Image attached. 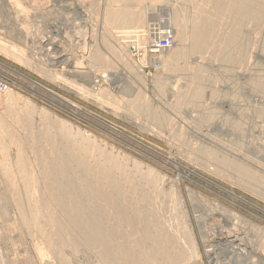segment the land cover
Returning a JSON list of instances; mask_svg holds the SVG:
<instances>
[{"label": "rangeland", "instance_id": "1", "mask_svg": "<svg viewBox=\"0 0 264 264\" xmlns=\"http://www.w3.org/2000/svg\"><path fill=\"white\" fill-rule=\"evenodd\" d=\"M241 1L18 0L17 5L11 2L13 10L7 4L4 10L7 8L9 12L3 11L0 29L1 32L9 29L10 33H2L4 36L0 34V37L7 46L22 49L25 61L0 49V136L3 137H0L3 143H0V264L105 263L96 247L99 242H91L90 245L95 246L91 248L84 237L82 244L79 240L88 236L84 233L89 228L85 226V232L81 233L83 228L80 235L81 227L76 232L77 226H70L69 220L76 212L63 208L62 202L51 200L59 201L60 195L52 192L53 180L43 166L56 153L54 149L64 147L66 140L67 145L78 148L77 153L82 152L77 154L74 148V152L70 151V156L73 153L80 155L78 159L82 158L80 166L75 157L72 159L76 161L72 170L79 173V169L85 167L88 168L83 169L86 173L98 174L95 178L91 175L98 188H95L96 193L106 189L108 177L116 181L122 172L121 180L115 183L122 181L118 184L126 191L125 199L141 194L142 199L153 205L151 207L161 210L158 213L161 218L166 216L163 220L167 218L165 223L174 234L169 244L177 241L174 245L180 244L187 255L182 264H264V0L256 4L260 13L255 19L232 11ZM119 7H124L127 14L128 11L144 12L145 22L131 27L113 25L114 10ZM197 8L199 11L202 8L212 25L209 23L205 45L200 50L180 52L176 61L170 60L171 67L170 62L164 60L170 47L161 51L151 44L163 34L174 36L170 32L175 30L172 29L175 15L180 16L178 23L184 25L194 17V12L199 13ZM17 23L25 32H30L22 31L20 35ZM24 33L28 35L26 38ZM110 46L114 49L124 46L121 50L125 53L122 55L120 49L114 51ZM91 48L100 50V63L91 57ZM116 50L117 55L113 54ZM224 54L228 59H223ZM102 56L108 63L102 62ZM195 85H199L196 94L190 89ZM139 104L141 109L134 110L140 108ZM8 139L13 143H6ZM17 152L21 158L24 156L26 164L22 174L17 173L19 164L13 161L17 159ZM238 166L248 173L245 170L247 174L240 175L244 169L238 172ZM104 167L111 174H106ZM102 175H105L103 179ZM33 180L37 181L36 190H40L37 191L41 196L39 201L34 198L38 196L35 190L37 195L34 193L32 199L29 196ZM77 186L75 188L80 190ZM46 188L51 190V195ZM100 196V200L96 199L98 202H91L98 209L95 213L84 196L88 210L101 215L95 219L124 216L118 212L125 213V208L113 211L109 196V199L106 194ZM55 202L61 205L59 209ZM110 220L101 219L99 221L104 223H100L96 219L98 226L113 225L114 221ZM60 221H64L63 226ZM123 225L125 229V223L120 224L122 229ZM178 235L181 236L177 240ZM75 237L80 242L75 241ZM70 239L78 244L68 243ZM39 245L46 248L45 256L39 255L36 247ZM191 251H195L194 255Z\"/></svg>", "mask_w": 264, "mask_h": 264}, {"label": "bare ground", "instance_id": "2", "mask_svg": "<svg viewBox=\"0 0 264 264\" xmlns=\"http://www.w3.org/2000/svg\"><path fill=\"white\" fill-rule=\"evenodd\" d=\"M12 3H14V5L16 4H19L17 1L18 0H10ZM115 1V0H114ZM8 2H9V0H8ZM10 2V4L9 3H6L4 0H0V28H2V23H1V21L3 20V15H4V12L3 11H7V12H9V10H7V8H6V10H4L5 9V7L7 6V4H9L10 6H11V3ZM239 2V1H238ZM263 3L261 0H242L241 1V3H240V5L238 6V7H236L235 9L236 10H234V9H232V11H234V13L236 12V14L238 13V12H240V13H242L241 14V16H245V17H249V18H251L250 16H252V19H255L254 17H259V13H260V7L259 6H257L259 3ZM217 1H215V3H214V5H217ZM260 3V4H261ZM257 4V5H256ZM244 5H246V10L244 9ZM13 6V5H12ZM11 6V8H12V10H13V8L14 7H12ZM248 6V7H247ZM263 6V5H262ZM9 8V7H8ZM124 7H119L118 9H116V10H114L115 11V13L114 12H112L113 11V9H110V11H111V13H112V15H113V13H114V17L113 16H111V14H110V12H109V14H110V17H113V20H112V23H113V25H119L120 27H131V26H139V25H142L144 22H145V19H146V14L144 13V12H142V11H137V12H130V11H128V14H127V12L125 13L124 11H126V9L124 10L123 9ZM198 9V8H197ZM231 9V8H230ZM11 10V11H12ZM173 10V9H172ZM10 11V12H11ZM17 11V10H16ZM197 11V10H196ZM13 12V11H12ZM11 12V13H12ZM23 12H24V10H23ZM171 12V11H170ZM177 12V11H176ZM176 12H175V14H176ZM198 12L199 13H197L196 14V12H194V14L196 15H193L194 17H191V16H189V17H191V18H189L186 22H185V24L183 25V23H178V21L180 20V18H178V17H180V16H177V15H175L173 12V14L175 15V19H174V21H173V24H172V22L170 23V24H172L175 28H172V29H175V30H171V32L170 33H172V35H174V36H170L171 37V44L168 46V47H163V48H161L160 50L162 51V50H165V49H167V48H169V53H168V57L167 58H163L164 60H166L167 62H170L169 64H170V66H171V61L170 60H172V62H173V60L174 61H176V58H177V56H179L180 55V52H182V51H196V50H200V49H202L203 47H204V45H205V39H206V37L208 36V34H209V31H210V25H211V22H209L210 23V25H209V23H208V19L209 18H207V16L204 14V11H202V8H201V10L199 11V9H198ZM262 13V12H261ZM5 14H6V12H5ZM10 14V13H9ZM9 14H7V15H9ZM13 14V13H12ZM24 14V13H23ZM179 14V13H178ZM19 15V14H18ZM171 15V14H170ZM6 16V15H5ZM13 16V15H12ZM12 16H10V17H12ZM21 16V15H20ZM173 16V15H172ZM7 17V16H6ZM109 17V18H110ZM14 18V17H13ZM13 18H12V20H13ZM26 18V17H25ZM172 18V17H171ZM184 18V17H183ZM9 19V18H8ZM111 19V18H110ZM106 20V19H105ZM8 21H10L11 22V20L9 19ZM182 21V20H181ZM210 21V20H209ZM13 22V21H12ZM11 22V23H12ZM18 22V21H17ZM20 22V21H19ZM28 22V21H27ZM8 23V22H7ZM111 23V24H112ZM18 24V23H17ZM13 25H14V22H13ZM22 25H24L23 23H22ZM109 25H110V23H109ZM11 26V25H10ZM10 26H8V28L10 27ZM18 26H19V30H18V32H20V35H22L21 33H23V32H25V30H23L22 29V27L18 24ZM27 26V25H26ZM31 26V25H30ZM112 26V25H111ZM212 26V25H211ZM12 27H15V26H12ZM235 27V26H234ZM21 28V29H20ZM24 28H25V26H24ZM27 28V27H26ZM29 28V27H28ZM236 28V27H235ZM13 29V28H12ZM3 30V29H2ZM5 31V33L2 31L1 32V29H0V34L2 35V33L3 34H8V33H10V30L8 29H4ZM238 30V32L240 31L239 29H237ZM237 30H236V32H237ZM9 31V32H8ZM12 31H15V33H16V30H11V33H12ZM23 31V32H22ZM175 31V32H174ZM27 32V31H26ZM25 32V33H26ZM28 32H30V31H28ZM27 32V33H28ZM108 32V30L106 31V33ZM23 34V36L25 37V35L26 36H28L27 34ZM232 33V32H231ZM19 34V33H18ZM236 34V33H235ZM235 34H232V35H235ZM12 35H14V34H12ZM12 35H10V37L12 36ZM16 35V34H15ZM14 35V36H15ZM164 35V34H163ZM165 35H167V34H165ZM231 35V34H230ZM2 36H4V35H2ZM239 36V35H238ZM16 37L17 38H19L17 35H16ZM24 37H22V39H25ZM176 37H177V39H179V40H177L176 39ZM237 37V36H236ZM16 38V39H17ZM238 38V37H237ZM20 39V38H19ZM19 39H18V41H19ZM21 39V40H22ZM175 39V40H177V41H173V40ZM230 39V38H229ZM232 39V38H231ZM11 41H12V39H11ZM105 41V40H104ZM229 41V40H228ZM174 42V43H173ZM177 42V43H176ZM226 42V41H225ZM104 43H107V42H104ZM176 43V44H175ZM102 44V43H101ZM123 43H121V45H122ZM227 44V43H226ZM105 45V44H104ZM124 45V44H123ZM153 45V43L151 44V46ZM120 46V45H119ZM118 46V47H119ZM110 47H112V46H110ZM109 47V48H110ZM122 47V49H124L123 47L124 46H121ZM121 47L120 48H115V49H120V51L121 52H123V50H121ZM18 48V47H17ZM113 48V47H112ZM240 48V47H239ZM0 49H2V50H5V52H8L9 53V56L11 55V56H15L16 58H20L21 60H24L25 61V58H24V56H25V52L23 53V52H21L22 51V49H14V48H12V46L10 45H6L5 44V40H4V38H2V37H0ZM92 49V48H91ZM114 49V48H113ZM115 49H114V51H115ZM93 51H91V54L90 55H92L93 54V56H91V57H93L95 60L94 61H97L98 60V62L100 63L101 62V58H100V54H99V52H100V50L99 49H92ZM97 50H99V51H97ZM118 50H116V52H113V54H115V55H117V54H119V53H117V51ZM90 51V50H89ZM97 51V52H96ZM126 51V50H125ZM125 52H123L122 53V55L124 54ZM162 53V52H161ZM164 53V52H163ZM7 54V53H6ZM228 54V53H227ZM227 54H224L223 56V59L224 60H226V59H228V55ZM162 55V54H161ZM119 56V55H118ZM182 56V55H181ZM234 56V55H233ZM162 56H160V58H161ZM239 57V56H238ZM89 58V57H88ZM27 59V58H26ZM102 59H103V56H102ZM17 60V59H16ZM104 61H102L103 63L104 62H106V63H108L107 61H105V59H103ZM107 60V59H106ZM27 61V60H26ZM26 64V63H25ZM28 64V63H27ZM174 64V63H173ZM39 65V64H38ZM97 65V64H96ZM103 65V64H102ZM108 65V64H107ZM168 65V64H167ZM172 67V66H171ZM174 67V66H173ZM40 68V67H39ZM45 68V67H44ZM168 68H170V67H168ZM35 69V68H34ZM172 69V68H171ZM42 70V69H41ZM43 70H45V69H43ZM56 75V74H55ZM192 75V74H191ZM197 75V74H196ZM200 76V75H199ZM138 77V76H137ZM49 78V77H48ZM197 78H199V77H195L194 79H197ZM193 79V78H192ZM194 81H197V80H194ZM194 81H192V83L194 82ZM196 83V82H195ZM194 83V84H195ZM201 84V83H200ZM202 85V84H201ZM158 86V85H157ZM159 88V87H158ZM190 89H192L191 90V93H192V91L194 90V93L196 94V93H199V85H195L194 86V88H190ZM188 92V94H189V91H187ZM201 92V91H200ZM11 94V93H10ZM139 96H140V94H139ZM191 96V95H190ZM142 97V96H141ZM195 97V96H194ZM143 100V99H142ZM136 101V100H135ZM144 101V100H143ZM27 102V101H26ZM130 102V101H129ZM145 102V101H144ZM131 103V102H130ZM139 103V102H138ZM141 103V102H140ZM135 105H137V102L135 103ZM140 105V108L138 107ZM137 107L138 108H135L134 110H137V109H141V104H139ZM145 103H144V105L142 106L143 108H145ZM132 106H134V105H132ZM136 107V106H135ZM142 108V109H143ZM147 108V107H146ZM133 109V108H132ZM160 110V109H159ZM30 112V111H29ZM164 115V114H163ZM162 118V117H161ZM209 120V119H208ZM29 124V123H28ZM34 126V125H33ZM33 126H31V127H33ZM41 127H42V125H40ZM39 126V127H40ZM36 127V129H37V125L35 126ZM34 128V127H33ZM31 129V128H30ZM35 129V128H34ZM33 129V130H34ZM40 129V128H39ZM44 129V128H43ZM49 129V128H48ZM41 130H42V128H41ZM36 131V130H35ZM37 131H38V129H37ZM32 132V131H31ZM40 132V131H39ZM45 132H47V131H45ZM55 132V131H54ZM75 132V131H74ZM35 133V132H34ZM49 133V132H48ZM38 134V133H37ZM45 134V133H44ZM60 134H62V133H60ZM53 135V134H52ZM51 135V136H52ZM46 136V135H45ZM51 136H49V137H51ZM0 137H2V134H1V136ZM54 137H55V135H54ZM60 137V136H59ZM59 137H57V138H59ZM69 137V136H68ZM68 137H67V139H68ZM3 138V137H2ZM50 139V138H49ZM61 139H63L62 137H61ZM0 140H2V139H0ZM5 140V139H4ZM53 140V139H52ZM51 140V141H52ZM59 140V139H58ZM66 140V139H65ZM69 140H71V139H69ZM9 141H11V140H9L8 139V141H5L6 143L7 142H9ZM27 141V140H26ZM50 141V140H49ZM4 142V141H3ZM12 142V141H11ZM15 142V141H14ZM18 142V141H17ZM21 142V141H20ZM34 142V141H33ZM59 142H61V140L59 141ZM63 142V144H64V142L65 141H62ZM68 141L66 140V143H67ZM71 142V141H70ZM0 143L1 144H3L1 141H0ZM5 143V144H6ZM13 143V142H12ZM21 143H23V142H21ZM56 143H58V142H56ZM65 143V145H64V147H62V144H61V149H59V150H55L54 148V151L56 152H54L53 154H54V156L51 158L50 156H48V157H50V158H48V160H47V162H46V164L43 166V170H46L47 172H48V176H50L51 177V179L53 180V185H50V187L52 186V190H54V191H52V192H57L60 196L58 197V195H57V193H55L54 194V196L56 195V197H58V199H59V201H57L56 199H51V200H53V201H56L57 203L58 202H62L63 203V208L64 207H67L68 208V210H73V211H75L76 212V215H75V213L72 215L70 212L71 211H69V212H66L67 211V208H65L66 209V211H65V209H64V211L68 214H71L72 215V217L71 216H69V218L71 219V220H69V218L67 219V217H66V220H69V221H71V223H72V225H71V223H70V226H73V225H75V226H77V227H75V231L77 232V229L79 228V227H81V230H80V228H79V233H80V231H82V229H83V231L81 232L82 234L85 232L84 230H85V226H86V228L88 227L89 228V231H86L85 233H84V235L86 234V235H88V236H82L81 237V239H79L80 241L82 240V238H83V240L87 243V245H90L91 244V242L93 243H95V241H96V244H97V242H99V244L96 246V247H99V248H97L99 251V253H100V255L99 256H101L102 258H101V260H103L105 263H107V264H142V262L145 264V262H147V264L149 263V264H152V263H154V264H179V263H181L183 260H184V258H186V254L185 253H183V251L184 250H182L183 249V247H182V249H181V247H180V244H178L177 243V245H174V244H176V242L177 241H175V243L173 244V243H170L169 244V242L171 241L170 239L172 238V237H174L173 235L174 234H172L173 232H172V228H171V226L170 225H167L166 223H165V221H166V219H165V221L163 220V218H165V217H163V218H161L162 217V215H161V213L159 214L158 212L159 211H161V210H159V211H157L155 208H153V207H151V206H153L150 202L148 203L147 201H145L144 199H142L143 197H141V194H140V196H138L137 194V196H136V198L134 197V198H132V199H130L131 197H128V199L126 198H124V196H126V195H124L125 194V192L126 191H124V189H123V185L121 186L120 184H118V183H122V181H120V182H118L117 184L115 183V182H117V181H119V180H121L120 179V176L122 175L121 173V175L119 174V179L118 178H116V177H112L113 179H118V180H116V181H112V179H110V177H108L109 179H107V176L108 175H106V179L108 180V183L107 184H109L108 186H106V189H104V187L102 188V189H104V191L103 190H101V191H99L100 193H96V189H98L97 187H95L96 186V182L95 183H93L94 182V180L93 179H91V175L92 174H90L91 173V171H89V170H87V171H89V173H86L85 171H86V169H88V168H85V167H81L82 169H79V170H81V171H78L79 173L80 172H84L83 174H81V175H79V173H76V172H74L73 170H72V165H73V167L78 163L79 164V166L81 165L80 164V161H81V159H78L77 158V156L78 155H73V153L71 154L72 156H73V158H72V156H70V153L71 152H76V151H78V148L76 147V149H75V146L73 147H71V145L69 144V145H67ZM72 143H73V139H72ZM71 143V144H72ZM75 143V142H74ZM74 143H73V145H74ZM79 143V142H78ZM18 144V143H17ZM37 144V143H36ZM80 144V143H79ZM7 145H9V144H7ZM13 145V144H12ZM21 145V144H20ZM26 145H27V143H26ZM47 145V144H46ZM1 146V145H0ZM56 146L57 147H59L57 144H56ZM70 146V147H69ZM78 146H80V145H78ZM3 147H5V145H3ZM18 147V146H17ZM21 147H23V146H21ZM26 147V146H25ZM43 147V146H42ZM50 147V146H49ZM56 147V148H57ZM82 147H84V146H82ZM9 148V147H8ZM13 148V147H12ZM71 148V149H70ZM72 148H74V151H73V149ZM85 148V147H84ZM3 150H5L4 148H2ZM7 149V148H6ZM15 149H17V148H15ZM21 149V148H20ZM12 150V149H11ZM33 150V149H32ZM72 150V151H71ZM82 150H83V148H82ZM13 151V150H12ZM15 151V150H14ZM19 151H21V150H19ZM25 151V150H24ZM71 151V152H70ZM3 152V151H2ZM6 152H7V150H6ZM6 152H5V154H6ZM9 152V151H8ZM16 152V151H15ZM21 152H23V150L21 151ZM81 151H79L78 153H80ZM84 152V151H83ZM18 153V156H17V154H16V156H15V159L16 160H13V161H15L16 163H18L19 165V168L18 169H20V170H16L17 171V173H19V171H20V173L19 174H22L21 172H25V170H24V168H26L25 167V165H24V160L22 159L24 156L22 155V158L20 157L21 155L19 154V152H17ZM47 153V152H46ZM46 153H45V155H46ZM49 153V152H48ZM69 153V154H68ZM77 153V152H76ZM75 153V154H76ZM77 153V154H78ZM82 153V152H81ZM86 153V152H85ZM90 153V152H89ZM23 154V153H22ZM42 154V153H41ZM40 154V155H41ZM12 155V154H11ZM82 155V154H81ZM218 155V154H217ZM38 156V155H37ZM41 156H44V154L43 155H41ZM109 156V155H108ZM4 157H6V156H4ZM45 157V156H44ZM76 158V161L78 160V162H76L75 160H72V159H75ZM78 157H80V155L78 156ZM95 157V156H94ZM96 157H98V156H96ZM95 157V158H96ZM104 157V156H103ZM216 157V156H215ZM92 158V157H91ZM107 158V157H106ZM220 158V157H219ZM12 159V158H11ZM14 159V158H13ZM92 159H94V158H92ZM216 159V158H215ZM224 159H226V157H224ZM3 160H6V159H4L3 158ZM45 160V159H44ZM102 160V159H101ZM107 160V159H106ZM32 161V160H31ZM42 161V160H41ZM87 161V160H86ZM102 161H105V160H102ZM101 161V162H102ZM108 161V160H107ZM222 161V160H221ZM76 162V164L74 165V163ZM84 162H85V159H84ZM113 162V161H112ZM116 162V161H115ZM114 162V163H115ZM218 162V161H217ZM26 163V162H25ZM82 163V166L84 165V163H83V161L81 162ZM104 163V162H103ZM110 163V162H109ZM44 164V163H43ZM78 164H77V166H78ZM86 164V163H85ZM28 165V164H27ZM89 165V164H88ZM103 165V164H102ZM115 165H116V163H115ZM237 165V164H236ZM40 166V165H39ZM76 166V167H77ZM104 166H105V163H104ZM110 166V165H109ZM244 166V165H243ZM21 167V168H20ZM28 167H30V166H28ZM56 167H58L56 170H55V168ZM73 168L74 170L76 169V171H77V168ZM105 167H107V166H105ZM105 167H104V169H105ZM237 167V166H236ZM80 168V167H79ZM85 168V169H84ZM108 168V167H107ZM111 168V167H110ZM114 168V167H113ZM112 168V169H113ZM115 168H116V166H115ZM238 168H239V170H238ZM238 168L236 169L238 172H240L241 170H243L244 169V171H241L239 174L240 175H243V174H247L248 173V171H247V169H245V168H243V169H240V168H242V166H238ZM31 169V168H30ZM41 169V168H40ZM85 171H84V170ZM99 169V168H98ZM120 169V168H119ZM149 169V168H148ZM8 170V169H7ZM11 170V169H10ZM24 170V171H23ZM55 170V171H54ZM93 170V169H92ZM96 170V169H95ZM114 170V169H113ZM116 170H118V168L116 169ZM149 170H152V169H149ZM228 170V169H227ZM245 170L247 171V173L245 172ZM12 171V170H11ZM97 171V170H96ZM96 171H94V172H96ZM100 171V170H99ZM105 171V173L106 174H109L110 172V170H108V171H106V169L104 170ZM103 171V172H104ZM122 171V170H121ZM10 172V171H9ZM27 172H29V171H27ZM93 172V173H94ZM102 172V173H103ZM114 172V171H113ZM117 172V171H116ZM118 172H120V171H118ZM117 172V173H118ZM6 173H7V171H6ZM6 173H4V174H6ZM15 173V172H14ZM29 173H31V171L29 172ZM86 173V174H85ZM101 173V172H100ZM151 173V172H150ZM250 173H252V172H250ZM249 173V174H250ZM12 174V173H11ZM11 174H10V176H11ZM111 174V173H110ZM253 174V173H252ZM9 175V174H8ZM12 175H14V174H12ZM28 176H29V174H27ZM47 175V174H46ZM89 175V176H88ZM94 175V174H93ZM92 175V176H93ZM98 175V174H97ZM96 175V176H97ZM114 174H112V176H113ZM124 175H125V173H124ZM127 175V174H126ZM132 175V174H131ZM9 176V177H10ZM19 176V175H18ZM30 176H32V175H30ZM47 176V177H48ZM95 175H94V177L93 178H95L96 177ZM105 175H102V179H103V177H104ZM110 176V175H109ZM135 176V175H134ZM238 176V175H237ZM246 176V175H245ZM250 176V175H249ZM252 176V175H251ZM23 177H24V175H23ZM34 177V176H33ZM126 177V176H125ZM132 177V176H131ZM139 177V176H138ZM236 177V176H235ZM243 177V176H242ZM241 177V178H242ZM15 178V177H14ZM30 178V177H29ZM55 178V179H54ZM98 178H99V176H98ZM104 178V179H105ZM121 178H122V176H121ZM26 179V178H25ZM33 179H35V178H33ZM139 179V178H138ZM255 178H252V180H253V182L255 181L254 180ZM55 180V181H54ZM96 180V179H95ZM129 179H127V181L126 182H129L128 181ZM134 180V179H133ZM242 180V179H241ZM249 180H250V178H249ZM248 180V181H249ZM102 181V180H101ZM132 180H130V183L132 184V182H131ZM135 181V180H134ZM139 181V180H138ZM137 180L135 181V183H137V184H139L140 182H138ZM245 181V180H244ZM25 182H26V180H25ZM99 182V181H98ZM103 182H106V180L104 181L103 180ZM255 182H257V181H255ZM254 182V183H255ZM124 183H125V180H124ZM245 183V182H244ZM253 183V184H254ZM30 184V183H29ZM49 184H51V183H49ZM94 184V185H93ZM103 184V183H102ZM126 184V183H125ZM128 184V183H127ZM134 184V183H133ZM132 184V185H133ZM146 184V183H145ZM249 184V183H248ZM258 184V183H257ZM37 185V181L36 180H33V181H31V186L33 187V189L31 190L32 191V195L30 194H28L29 196H31V199H32V196L34 195V193L36 192L37 194H38V196L37 197H34L35 199H39V198H41V196H39V193L37 192V191H39L40 192V190H36V186ZM78 185V186H77ZM99 185V184H98ZM97 185V186H98ZM104 185V184H103ZM136 185V184H135ZM247 185V184H246ZM75 186H77V188L79 187L80 188V190L78 191L76 188H75ZM94 186V189H95V191H93L94 189H92V187ZM99 186H101V185H99ZM119 186H121V187H119ZM127 186V185H126ZM125 186V187H126ZM149 186H150V184H149ZM260 186V185H259ZM30 187V186H29ZM28 187V188H29ZM37 187H39V186H37ZM48 188V189H51V188ZM129 187V186H128ZM135 187V186H134ZM137 187V186H136ZM45 189V190H47L48 191V189ZM44 189V188H43ZM254 189H256V187L254 188ZM262 189V188H261ZM33 190H35V192H33ZM107 190V191H106ZM29 191V190H28ZM42 191V190H41ZM103 191V192H102ZM122 191H124V192H122ZM261 191V190H260ZM48 192H50V195H51V190L50 191H48ZM48 192H47V194H48ZM127 192H128V190H127ZM30 193V192H29ZM35 193V195L34 196H36L37 194ZM46 193V192H45ZM96 193V194H95ZM124 193V194H123ZM131 193H133V192H131ZM139 193V192H138ZM107 195V197L106 198H108V196H109V200L108 199H106V200H108L109 202H111L110 203V205H111V207H113V211H115L114 209L116 208V212H118L117 210H119L118 208H125V209H123L124 211H126V212H128V214L126 213H124L123 211V213L122 212H118L120 215L121 214H124V216L123 215H121V216H114V217H112V218H108V219H112L113 221H114V224L113 225H109V221L108 222H106L109 226H106V224H104V226H103V224L101 225V227H99L98 226V223L100 222L99 220H108V219H106V218H97L96 217V219L99 221L98 223H97V221H96V219H95V216H101L99 213L97 214L96 213V215H94V213L96 212L95 210H98L97 209V207H96V204H95V207L96 208H94V204H92V203H95V200L98 198V196H100V195ZM143 194V193H142ZM130 195V194H129ZM144 195V194H143ZM45 196V195H44ZM67 197V199L66 198H63V197ZM87 198V201L91 204L90 206L92 207V208H94V210H93V212L91 213L90 211H92V210H88L89 209V207L87 206V205H85L84 203V199H86L85 197ZM132 196V195H131ZM51 197V196H50ZM100 197H102V196H100ZM44 198V197H43ZM103 198V197H102ZM30 199V198H29ZM35 199H33V202L35 201ZM64 199H66V201L64 200ZM99 200H100V198H98ZM36 200V201H37ZM43 200V199H42ZM92 200V201H91ZM39 201V200H38ZM44 201H45V199H44ZM87 201H86V204H87ZM97 202H98V200H96ZM103 201V200H102ZM43 202V201H42ZM55 202V203H56ZM66 202H67V205H66ZM83 202V203H82ZM92 202V203H91ZM105 202V201H104ZM39 203V202H38ZM52 203H54V202H52ZM56 203V204H57ZM61 203V204H62ZM64 203H65V205L66 206H64ZM155 203V202H154ZM40 204V203H39ZM58 205V209H59V207L61 206L60 204H57ZM60 205V206H59ZM105 205V204H104ZM36 206V205H35ZM97 206H99V204L97 205ZM107 206V205H106ZM38 207H39V205H38ZM50 207L51 206H49V208L48 209H50ZM55 207V208H56ZM88 207V208H87ZM100 207V206H99ZM155 207V206H154ZM157 207V206H156ZM62 208V209H63ZM102 208V207H101ZM101 208H100V210H101ZM61 209V208H60ZM103 209V208H102ZM105 209V208H104ZM108 209V208H107ZM128 209V210H127ZM48 211V210H47ZM63 211V210H62ZM73 211H72V213H73ZM121 211V210H120ZM77 212L79 213V214H77ZM97 212H99V211H97ZM103 212V211H102ZM47 213H49V214H51V212H47ZM53 213V212H52ZM48 214V215H49ZM66 214V215H67ZM109 214V213H108ZM165 214V213H164ZM164 214H163V216H164ZM234 214V213H233ZM33 215V214H32ZM38 215V214H37ZM48 215L46 214V216H47V218H48ZM53 215V214H52ZM126 215H128V216H126ZM34 216H36V213H35V215ZM40 216V215H39ZM54 216H55V214H54ZM68 216V215H67ZM43 217V216H42ZM50 217L51 218H53V216H51L50 215ZM57 217V216H56ZM60 217V216H59ZM39 218V217H38ZM50 218V219H51ZM58 218V217H57ZM56 218V219H57ZM234 218H236V217H234ZM34 219V218H33ZM32 219V220H33ZM45 219V218H44ZM53 220V219H52ZM52 220H49V221H52ZM55 220V219H54ZM60 220V219H59ZM112 220H110V222L112 221ZM56 221V220H55ZM169 221V220H168ZM31 222V221H30ZM36 222V221H35ZM57 222V221H56ZM55 222V223H56ZM61 222V225H62V223H64V221L62 222V221H60ZM101 222H103L104 223V221H101ZM100 222V223H101ZM182 222V221H181ZM245 222L247 223V220H245ZM51 223V222H50ZM53 223V222H52ZM112 223V222H111ZM110 223V224H111ZM122 223H125V229H124V225H123V229L121 228L122 226H120V224H122ZM169 223V222H168ZM66 224V223H65ZM68 224H69V222H68ZM67 224V226H69ZM170 224V223H169ZM177 224H178V222H177ZM181 224V223H180ZM185 224V223H184ZM56 225V224H55ZM139 225V226H138ZM39 226H41V225H39ZM59 227H60V223H59V225H58ZM63 226V225H62ZM61 226V227H62ZM96 226H98L97 227V229H96ZM129 226V227H128ZM128 227V228H127ZM135 227H137V228H135ZM177 227V226H176ZM185 227V226H184ZM69 228V227H68ZM87 228V229H88ZM38 229V228H37ZM59 229V228H58ZM86 229V230H87ZM174 229H175V226H174ZM100 230H102L101 232H100ZM61 231V230H60ZM60 231H57V232H60ZM69 232H70V229L68 230ZM45 232V231H44ZM57 232H56V236L58 237V235H57ZM73 232H74V229H73ZM178 232V231H177ZM185 232V231H184ZM190 232V231H189ZM79 233H78V237H79ZM81 233H80V235H81ZM238 233V232H237ZM60 234V233H59ZM69 234V233H68ZM71 234V233H70ZM74 234V233H73ZM73 234L71 235V236H73ZM186 234H187V232H186ZM46 235V234H45ZM76 235V234H75ZM89 235H91V236H89ZM177 235V234H176ZM189 235V234H188ZM190 235H191V233H190ZM201 235V234H200ZM39 236V235H38ZM51 236H54V235H51ZM65 236V235H64ZM63 236V237H64ZM67 236V235H66ZM66 236H65V238H66ZM181 236V235H180ZM179 235L177 236V240H178V237H180ZM185 237V236H184ZM189 237L190 236H188V240H189ZM58 238H60V237H58ZM57 238V239H58ZM73 238V237H72ZM76 238L77 237H75V241H77L76 240ZM202 238V237H201ZM250 238V237H249ZM44 239V238H43ZM53 239V238H52ZM63 238H61V240H62ZM68 239H69V237H68ZM174 239H176V238H174ZM179 239H181V238H179ZM185 239H186V237H185ZM49 240H50V238H49ZM56 240V239H55ZM78 240V241H79ZM170 240V241H169ZM45 241H47V240H45ZM52 241H54V240H52ZM64 241V240H63ZM69 241H71V239L70 240H68V243H70L71 244V242H73L74 244L76 243V244H78L77 242H75V241H71V242H69ZM79 241V242H80ZM184 241H186V240H184ZM58 242V241H57ZM90 242V243H89ZM115 242V243H114ZM172 242V241H171ZM187 242V241H186ZM189 242H191L190 240H189ZM251 242V241H250ZM255 242V241H254ZM46 243V242H45ZM60 243V242H59ZM64 243V242H63ZM73 243H72V245H73ZM188 243V242H187ZM192 243V242H191ZM262 243V242H261ZM81 244H82V241H81ZM95 244V245H96ZM173 244V245H172ZM59 245V244H58ZM58 245H55V246H58ZM63 245V244H62ZM68 245V244H67ZM188 245V244H187ZM186 245V246H187ZM193 245L194 244H192V248H193ZM264 245V244H263ZM45 246V245H44ZM53 246H54V244H53ZM52 246V247H53ZM61 246V245H60ZM91 246V245H90ZM92 246H94V245H92ZM91 246V248H93ZM181 246H182V244H181ZM37 247V249H38V251H39V255L40 256H45L44 254H46L44 251H45V249H43V247L41 248L40 247V245H39V247L38 246H36ZM48 247H50V245H48ZM75 247V249H77L76 248V246H74ZM73 247V248H74ZM89 247V246H88ZM188 247H190V246H188ZM249 247V246H248ZM59 248V247H58ZM57 248V249H58ZM62 248V247H61ZM71 248V247H70ZM94 248H95V246H94ZM137 248H139L140 250H137ZM196 248V247H195ZM251 248V247H250ZM264 248V247H263ZM52 249V248H51ZM54 249V248H53ZM96 249V250H97ZM189 249V248H188ZM190 249H191V247H190ZM189 249V250H190ZM194 249V248H193ZM44 250V251H43ZM70 250V249H69ZM94 250V249H93ZM186 250V249H185ZM192 250V249H191ZM55 251H56V249H55ZM139 251V252H138ZM62 252V251H61ZM61 252H58V254H60ZM97 252V251H96ZM191 252H193V255H194V252L195 251H191ZM190 252V253H191ZM186 253H187V251H186ZM63 254V253H62ZM185 254V255H184ZM188 254V253H187ZM264 254V253H263ZM190 255V254H189ZM192 254H191V256H193ZM196 256V255H195ZM262 257H263V255H261ZM56 257V256H55ZM59 257V256H58ZM57 257V258H58ZM94 257V256H93ZM190 257V256H189ZM194 257V256H193ZM264 258V257H263ZM63 259H64V257H63ZM62 259V260H63ZM67 259V258H66ZM66 259H65V261H66ZM100 259V258H99ZM189 259V258H188ZM192 259V258H191ZM61 260V259H60ZM190 260V259H189ZM196 260V259H195ZM64 261V260H63ZM61 262V261H60ZM103 262V263H104ZM150 262H152V263H150ZM186 262V261H185ZM67 263H68V261H67ZM70 263V262H69ZM104 263V264H105ZM190 263V262H189ZM65 264V263H64ZM182 264V263H181ZM184 264V263H183ZM191 264V263H190Z\"/></svg>", "mask_w": 264, "mask_h": 264}, {"label": "built area", "instance_id": "3", "mask_svg": "<svg viewBox=\"0 0 264 264\" xmlns=\"http://www.w3.org/2000/svg\"><path fill=\"white\" fill-rule=\"evenodd\" d=\"M171 44V37L169 34L162 35L160 38H156V40L153 42L152 47H154L156 50H160L163 47H168Z\"/></svg>", "mask_w": 264, "mask_h": 264}]
</instances>
